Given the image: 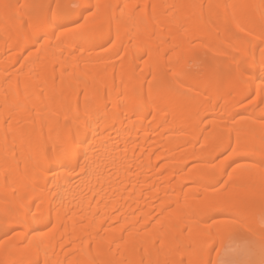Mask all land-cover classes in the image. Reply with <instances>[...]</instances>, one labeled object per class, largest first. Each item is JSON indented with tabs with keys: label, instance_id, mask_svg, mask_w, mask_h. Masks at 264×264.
<instances>
[{
	"label": "bare ground",
	"instance_id": "1",
	"mask_svg": "<svg viewBox=\"0 0 264 264\" xmlns=\"http://www.w3.org/2000/svg\"><path fill=\"white\" fill-rule=\"evenodd\" d=\"M262 50L264 0H0V264L264 240Z\"/></svg>",
	"mask_w": 264,
	"mask_h": 264
},
{
	"label": "rangeland",
	"instance_id": "2",
	"mask_svg": "<svg viewBox=\"0 0 264 264\" xmlns=\"http://www.w3.org/2000/svg\"><path fill=\"white\" fill-rule=\"evenodd\" d=\"M212 60L215 61L216 58L212 56ZM262 240L226 243L216 264H264V240ZM212 252L213 254L217 252L216 247Z\"/></svg>",
	"mask_w": 264,
	"mask_h": 264
},
{
	"label": "snow or ice",
	"instance_id": "3",
	"mask_svg": "<svg viewBox=\"0 0 264 264\" xmlns=\"http://www.w3.org/2000/svg\"><path fill=\"white\" fill-rule=\"evenodd\" d=\"M63 17V14H58L54 16V20L60 19ZM60 27H63V25H59ZM63 34V33H61ZM47 40L48 34L46 32L41 33L40 35L36 36V43H40L41 39ZM57 39H59V35H57ZM262 56H264V50H262ZM262 64H264V60H262ZM47 163L59 166L62 170L68 172L69 174H76L81 175L84 174L87 171V160H85L83 163L80 162L78 159L73 162V154L71 150H66L62 155L55 156L53 158H50ZM69 164H72L73 166L71 168L68 167ZM51 171L52 169H48Z\"/></svg>",
	"mask_w": 264,
	"mask_h": 264
}]
</instances>
